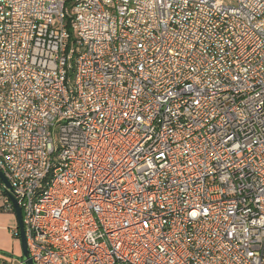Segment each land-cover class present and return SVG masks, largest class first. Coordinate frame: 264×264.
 <instances>
[{
	"label": "built area",
	"instance_id": "2783aa9c",
	"mask_svg": "<svg viewBox=\"0 0 264 264\" xmlns=\"http://www.w3.org/2000/svg\"><path fill=\"white\" fill-rule=\"evenodd\" d=\"M0 170L35 264H264V0H0Z\"/></svg>",
	"mask_w": 264,
	"mask_h": 264
},
{
	"label": "rangeland",
	"instance_id": "374dc122",
	"mask_svg": "<svg viewBox=\"0 0 264 264\" xmlns=\"http://www.w3.org/2000/svg\"><path fill=\"white\" fill-rule=\"evenodd\" d=\"M17 223L15 213L0 211V261H10L22 255L21 238L10 231Z\"/></svg>",
	"mask_w": 264,
	"mask_h": 264
},
{
	"label": "water",
	"instance_id": "95a60500",
	"mask_svg": "<svg viewBox=\"0 0 264 264\" xmlns=\"http://www.w3.org/2000/svg\"><path fill=\"white\" fill-rule=\"evenodd\" d=\"M0 177L2 178L4 184L7 188V191L9 192V194H10V196L14 202V206H15L17 221H18V225L20 228V238H21V243H22V257L20 260L24 264H35L33 259L30 257L29 249L27 246V240H26V235H25V228H24V222H23L21 207L19 206L17 199L15 198V196L12 193V188H11L8 180L6 179L5 175L3 174V172L1 170H0Z\"/></svg>",
	"mask_w": 264,
	"mask_h": 264
}]
</instances>
